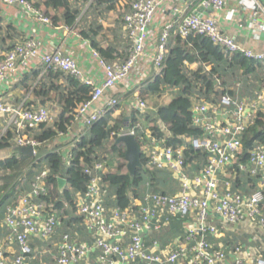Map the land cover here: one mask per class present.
<instances>
[{"label":"built area","instance_id":"obj_1","mask_svg":"<svg viewBox=\"0 0 264 264\" xmlns=\"http://www.w3.org/2000/svg\"><path fill=\"white\" fill-rule=\"evenodd\" d=\"M1 2L24 5L35 11L40 20L51 21L29 0ZM178 2L131 0L123 17L124 28L132 44L128 56L123 61L109 62L96 50L93 51L104 74L100 84L87 77L77 60L61 48L46 50L41 40L26 37L12 49L0 53V86L9 75L21 67H28L34 60L41 65L43 73L59 70L73 76L91 88L90 98L75 108V120L88 129L118 108L120 99L116 89L129 80L137 65L145 61L150 64L149 72L155 73L152 81L164 76L174 30L183 38L205 36L227 56L238 54L264 63V52L237 42L209 15L210 11L224 9L228 0H201L199 9L190 13L180 8ZM168 7L179 18L178 23L173 20L166 22L156 50L150 52L151 25L156 14ZM141 88L138 87L133 94V108L144 114L151 105L142 96ZM98 102L101 105H96ZM259 110L264 113L263 91L252 100L241 101L224 95L218 103L204 100L194 103L192 121L203 133L182 138L194 150L207 153V164L198 173L186 162V145H167L166 137L158 138L141 123L123 131L140 139L146 167L168 171L178 191L133 196L128 207L110 208L106 205L109 185L103 180V175L109 171L108 161L96 160L85 165L83 172L89 179L86 189L75 193L76 208L95 235V245L90 247L86 243L75 242L66 233L57 244L58 263L79 264L88 259L91 248H94L98 251L99 264H264V247L256 251L242 242L232 246L227 244V240L249 233L254 238L264 234V143L256 144L248 161L240 164V169L249 173L251 178H260V182L262 179L257 189H234L233 181L229 179L234 176L227 171L239 159L243 149L241 135ZM53 117L46 106L28 108L13 104L0 92V119L6 122L0 140L12 131L14 146H33L36 151L40 142L32 134L41 124L51 123ZM143 128L144 135L139 136L137 130ZM166 132L169 137L170 133ZM71 157L72 152L68 159ZM47 176L48 170H41L30 182V189L7 207L5 223L10 233L3 240L6 249L0 246V264H28L32 253L30 238L50 239L55 234L59 225L57 209L41 199L48 193ZM172 217L188 219L186 233L166 246L158 239L149 243L148 237L163 232ZM14 244L17 250H13ZM7 252L13 256H8Z\"/></svg>","mask_w":264,"mask_h":264},{"label":"trees","instance_id":"obj_2","mask_svg":"<svg viewBox=\"0 0 264 264\" xmlns=\"http://www.w3.org/2000/svg\"><path fill=\"white\" fill-rule=\"evenodd\" d=\"M129 1L131 2V0ZM43 2L46 8L59 12L54 17L49 13H45L50 18L52 17L54 24L61 19L67 26L74 25L79 15V10L73 8L68 0H43ZM125 13L122 16L123 22ZM100 29V26L94 25V28L89 31H80V34L84 39L91 41L92 47L105 60L109 62L123 61L128 56L131 47L129 49L126 48L121 55H115V49L100 47L94 39ZM17 43L19 42L16 41L7 50L12 49ZM186 62H199L201 67L196 71H188L185 65ZM210 64H212V68L206 70L204 66ZM47 73V77L51 79L52 89L64 88L63 90L65 91L66 85H69L73 92L71 95L66 96L60 93L65 110L61 114V120L51 126L48 125L50 123L41 124L32 134L40 142V145L36 147V155L34 157L25 154H15L0 160V172H6L4 177H0L2 181L0 184V215L2 216L7 213V205L16 202L20 193L28 191L32 179L43 170L40 166V156L44 142L53 139L59 130H64L65 122L72 123L75 119V108L90 98L91 88L82 84L77 78L68 75L66 77V85L61 86L54 83V80L62 75L61 71L50 70ZM217 80H219L218 83L216 82ZM261 84L264 85V66H261L256 60L238 54L227 56L218 45H215L210 39L202 35H191L183 38L176 34L170 42L164 76L152 82L146 80L141 88L142 96L148 100L151 97L150 93L160 94L163 91H170L174 93L175 97L168 104L152 105L144 114L139 113L135 109H124L121 115L114 118L113 123H110L109 119L114 110L109 112L107 116L94 122L88 128L87 136L77 141L75 147L71 150L72 157L68 160H65L59 152H50L46 157L48 193L45 196H41V199L59 210L64 206L65 202L71 211L77 214L75 193L85 190L89 179L83 172L84 166L90 165L96 160L109 161V158L110 160L112 158L116 159L117 163L116 170L112 171V169H109L103 175L105 184L107 183L112 190L108 196L109 200L112 201V203L110 202L112 207L126 208L131 204L133 196L140 197L150 192L166 193L168 191L167 193L170 194L175 193L178 190L171 174L166 170L147 168L144 155H142L143 168L139 169L135 176L131 175L128 172L125 159V145L116 142L118 136L125 130L133 129L138 123H141L142 127L145 128H148L147 126L150 127L151 122L155 123L150 129L158 138L166 137L165 144L174 146L186 145V162L191 165V169L195 173H198L207 164V153L201 150H194L182 137H178L180 134L197 136L203 133L192 121L194 103L200 100L218 103L224 95H229L241 101L252 100L261 93H257L258 91L254 92L259 89ZM66 115L67 117L65 118ZM161 124L170 133L169 137H167V132L162 128ZM143 130L144 128L137 130L139 136L144 135ZM13 135L14 133L9 131L0 142V148L12 145ZM138 141L140 142V139ZM241 141L243 149L239 154V159L231 164L227 171L234 176L233 179L229 178L233 180L234 189L238 187L245 189L246 185L245 183L242 184V181L249 179L247 183H252V185H249L246 191H250L257 189V185L249 181L258 180L259 178H251L249 173L240 169V164L248 161L250 152L256 144L264 143V113L262 111L259 110L254 114L252 121L241 135ZM61 177L67 180L63 188L60 187L58 181V178ZM170 180L175 188L169 186L168 181ZM139 191H142V194H139ZM112 196H114V199ZM106 205L110 207L107 204V199ZM78 217L83 219L79 215ZM185 219L172 217L170 224L163 232L154 234L153 238L168 243L182 236L186 232V227L183 226V223L185 226L188 224V219ZM227 242L229 246L236 245L235 243L238 244L239 238L227 240Z\"/></svg>","mask_w":264,"mask_h":264},{"label":"crops","instance_id":"obj_3","mask_svg":"<svg viewBox=\"0 0 264 264\" xmlns=\"http://www.w3.org/2000/svg\"><path fill=\"white\" fill-rule=\"evenodd\" d=\"M31 1L35 4L34 8L36 10L38 9L42 15L48 18L50 17L46 15L47 13L52 17L59 13L56 10L46 8L43 0ZM200 1L201 0H179L178 5L180 8L190 13L199 9ZM68 2L69 4L71 3L73 8L79 10V15L73 26L65 25L64 21L61 19L54 24V21L51 19L52 17L50 18V23H46L38 18L35 11L29 10L26 6L16 4L9 5L2 3L0 0V53L6 51L16 41L21 42L26 37L36 38L43 42L44 49L53 50L59 47L64 53L74 57L84 70L86 76L93 79L95 83L100 84L104 79V74L100 68L98 59L93 55L95 49L92 47L90 40L84 39L81 36L80 31H89L94 28V25L100 26L101 29L94 39L100 47L115 49L116 52H114V54L121 55L126 48L129 49L132 46L124 28V22L122 21L123 13L129 9L130 1L68 0ZM110 6H112V8H110ZM209 15L213 16L218 21L225 32L233 35L237 42L259 52H264V0H228V4L224 9L210 11ZM172 20L178 23L179 18L177 15L172 14L169 7L156 14L151 25V38L148 45L150 52L156 50L158 37L164 25L167 21ZM175 35L176 33L174 30L171 35L172 40ZM185 65L188 71H196L201 67L199 62H186ZM260 65L264 66V63H260ZM149 66L150 64L146 61L142 65H137L135 70L131 73L129 80L116 89L117 96L123 94L128 99L127 103L129 106L126 109L129 107L134 109L133 94L137 92L138 87L144 86L146 80L143 81L142 79L147 78V80L152 82L155 73L149 72ZM204 67L206 70H209L212 68V64ZM47 75L48 73H43L41 65L36 62V60L33 62L31 61L28 67H21L16 73L9 75L8 79L0 86V92L13 104L23 105L28 108H37L39 106L48 107L54 115L53 121L48 124L51 126L54 125L55 122L61 120V114L65 111L60 93L65 96L71 95L73 89H71L69 85H66V77L68 75L62 73L58 79L54 80V83L57 85H66L65 91L63 90L64 88L52 89L50 83L51 79H49ZM218 81L219 80L216 82L218 83ZM261 85H259V89L254 92H264V85ZM96 105H101V102L96 103ZM120 111L121 110L116 109L111 113V118L109 119L110 123H113L114 118L119 116ZM66 117L67 115L65 118ZM64 126V130H59L53 139L47 140V142H44L42 148L40 147V166H43L42 169H47L48 167L46 157L50 152H59L63 155L65 160H68L73 146H75L77 141H80L81 138L87 136L88 129L85 128L80 121L74 119L72 123L65 122ZM5 127V119H0V135L3 133ZM178 137L186 138L189 136L180 134ZM13 147L15 146L12 144L10 147L0 148V155L2 156L0 160L15 155L12 151ZM0 174L4 177L6 172H0ZM247 182V180L242 181V184L245 183L246 185L245 189L241 187L238 188L248 190L247 188L249 185H252V183ZM249 182H254L258 188L262 179L261 182L260 178ZM109 187L110 186H108V192ZM172 187L175 188L173 185ZM22 194L23 193H20V195ZM108 196L109 193H107V198ZM112 198L114 199V196H112ZM11 205L9 204L7 207ZM110 208H112V206H110ZM57 213L60 220L59 226L50 239L30 238L29 242L32 253L28 258V264H59L57 260V244L66 233L70 234L71 239L75 242L86 243L90 247L95 245V235L88 228L84 219L78 217V213V215L76 212L73 213L67 203L64 202V206L60 210L57 209ZM6 215L7 213L3 216L0 215V246L3 249H6L3 240L10 233V229L5 223ZM183 226L187 227V224L185 226L183 223ZM153 235L148 237L149 243H152L154 239ZM260 235L261 237L256 236V238H254L253 234L249 233L239 236L238 238L239 242L256 250L257 248L264 247V234L260 233ZM160 242L162 245H167L165 242ZM17 249V245L14 244L13 250ZM7 251L11 250L7 249ZM7 254L10 257L13 256V253L7 252ZM97 258L98 251L91 248L88 259L79 264H99Z\"/></svg>","mask_w":264,"mask_h":264},{"label":"water","instance_id":"obj_4","mask_svg":"<svg viewBox=\"0 0 264 264\" xmlns=\"http://www.w3.org/2000/svg\"><path fill=\"white\" fill-rule=\"evenodd\" d=\"M117 143H123L125 145V159L127 161L128 172L135 176L139 169H142L144 164L142 160L141 145L135 135L125 132L118 136ZM14 154H25L34 157L36 155L35 148L33 146H15L12 149ZM67 180L65 178H59V184L61 187L65 186Z\"/></svg>","mask_w":264,"mask_h":264},{"label":"rangeland","instance_id":"obj_5","mask_svg":"<svg viewBox=\"0 0 264 264\" xmlns=\"http://www.w3.org/2000/svg\"><path fill=\"white\" fill-rule=\"evenodd\" d=\"M150 100H149V104L152 106H156V105H162V104H168L175 96H174V93L170 92V91H163L161 92L160 94L159 93H150ZM119 99H120V103H119V106H118V110H121L120 111V114L122 113V111L124 110V108L126 109L129 104L127 103L128 99L125 97V95L123 94H119ZM130 108V107H129ZM128 108V110H129ZM131 109V108H130ZM119 114V115H120ZM155 123H150V127L147 126L149 129L154 126ZM151 130V129H150ZM2 158V156L0 155V159ZM108 165H109V169L112 171L113 170H116V166H117V163H116V159H111L109 158V161H108ZM43 166H41L42 168ZM2 176V174H0V177ZM169 183V186L171 187L173 185V182L170 180L168 181ZM169 187V188H170ZM112 190L111 188H109V192L108 193H111ZM168 192V191H167ZM171 192V191H169ZM139 194H142V191H139ZM110 198L108 197L107 198V204L109 206H111L110 204L112 203L111 200H109ZM108 200H109V203H108ZM111 202V203H110Z\"/></svg>","mask_w":264,"mask_h":264}]
</instances>
